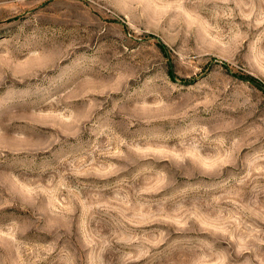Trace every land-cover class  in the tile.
Instances as JSON below:
<instances>
[{
    "label": "rangeland",
    "instance_id": "374dc122",
    "mask_svg": "<svg viewBox=\"0 0 264 264\" xmlns=\"http://www.w3.org/2000/svg\"><path fill=\"white\" fill-rule=\"evenodd\" d=\"M264 0H0V264H264Z\"/></svg>",
    "mask_w": 264,
    "mask_h": 264
},
{
    "label": "trees",
    "instance_id": "16d2710c",
    "mask_svg": "<svg viewBox=\"0 0 264 264\" xmlns=\"http://www.w3.org/2000/svg\"><path fill=\"white\" fill-rule=\"evenodd\" d=\"M264 90V89H263Z\"/></svg>",
    "mask_w": 264,
    "mask_h": 264
}]
</instances>
